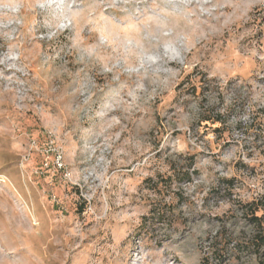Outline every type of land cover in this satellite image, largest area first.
Returning <instances> with one entry per match:
<instances>
[{"label": "rangeland", "instance_id": "obj_1", "mask_svg": "<svg viewBox=\"0 0 264 264\" xmlns=\"http://www.w3.org/2000/svg\"><path fill=\"white\" fill-rule=\"evenodd\" d=\"M260 238L264 0H0V264H264Z\"/></svg>", "mask_w": 264, "mask_h": 264}, {"label": "trees", "instance_id": "obj_2", "mask_svg": "<svg viewBox=\"0 0 264 264\" xmlns=\"http://www.w3.org/2000/svg\"><path fill=\"white\" fill-rule=\"evenodd\" d=\"M192 173H195V169H194V166H193V163L191 162L190 163V167H189V171L186 172V174H184V176L188 179V180H191V176H192ZM260 244H258V248H262L264 247V239L263 238H260Z\"/></svg>", "mask_w": 264, "mask_h": 264}]
</instances>
